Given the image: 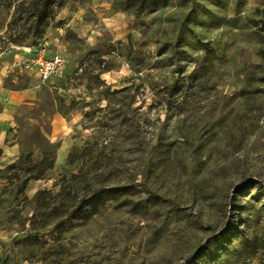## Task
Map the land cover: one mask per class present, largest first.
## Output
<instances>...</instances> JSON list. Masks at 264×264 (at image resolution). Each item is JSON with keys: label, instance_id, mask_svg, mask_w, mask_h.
Masks as SVG:
<instances>
[{"label": "rangeland", "instance_id": "374dc122", "mask_svg": "<svg viewBox=\"0 0 264 264\" xmlns=\"http://www.w3.org/2000/svg\"><path fill=\"white\" fill-rule=\"evenodd\" d=\"M90 1L0 0L1 38L75 66L17 118L0 264H264V0Z\"/></svg>", "mask_w": 264, "mask_h": 264}, {"label": "crops", "instance_id": "0c3cea01", "mask_svg": "<svg viewBox=\"0 0 264 264\" xmlns=\"http://www.w3.org/2000/svg\"><path fill=\"white\" fill-rule=\"evenodd\" d=\"M87 4L97 13L100 19L104 18L103 15H106L107 12L110 13V17H119L122 21L126 19L125 13L116 7L113 0H91ZM85 11V8L79 7L76 12H73L77 14L74 20L75 23L78 22V18L82 17L81 15H83ZM68 13V10H63L61 20L66 18ZM59 29L61 31L63 30L62 28ZM4 31L5 25L3 21H0V35H3ZM46 40L49 47L50 44H53L59 49L55 51L50 48L51 53H61L63 50L61 49L63 48L61 40H59V42H56L54 39ZM26 46H28V44L15 43L0 37V169H4L14 161L24 158L26 147L20 142L16 135L18 132L17 118L23 108L35 105L40 99V94L38 93L40 89L35 88L36 76L26 71L24 68V62L28 56ZM74 69V62L69 61L65 79ZM45 86L52 90L53 88H57L58 85ZM50 119L51 135H63L65 132L64 129L67 130L69 128L67 119L60 113H57L55 109L52 111ZM37 151L38 150H36V152ZM36 152L33 153L34 156ZM65 158V142L62 140L61 146L57 152L56 163L63 164ZM7 180L9 179L4 176L0 177V190L4 187L5 184L3 183H6L5 181ZM11 180L16 179L14 177ZM39 187L40 185L30 180L27 184L26 191L32 194L36 192ZM0 230H3V228Z\"/></svg>", "mask_w": 264, "mask_h": 264}, {"label": "built area", "instance_id": "2783aa9c", "mask_svg": "<svg viewBox=\"0 0 264 264\" xmlns=\"http://www.w3.org/2000/svg\"><path fill=\"white\" fill-rule=\"evenodd\" d=\"M26 52L24 68L36 76V89L45 85L57 86L65 78L69 60L60 53L52 54L46 42L28 45Z\"/></svg>", "mask_w": 264, "mask_h": 264}, {"label": "trees", "instance_id": "16d2710c", "mask_svg": "<svg viewBox=\"0 0 264 264\" xmlns=\"http://www.w3.org/2000/svg\"><path fill=\"white\" fill-rule=\"evenodd\" d=\"M50 1L51 0H42V2L45 4V5H48V4H50ZM39 19H41V17H38V21H39ZM36 44V43H35ZM51 167V165H48L47 166V168H50Z\"/></svg>", "mask_w": 264, "mask_h": 264}]
</instances>
